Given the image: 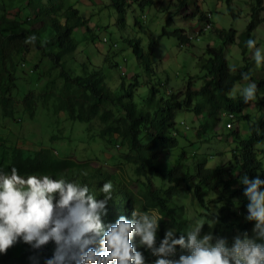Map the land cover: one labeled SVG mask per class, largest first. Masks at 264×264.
Here are the masks:
<instances>
[{"label":"rangeland","instance_id":"374dc122","mask_svg":"<svg viewBox=\"0 0 264 264\" xmlns=\"http://www.w3.org/2000/svg\"><path fill=\"white\" fill-rule=\"evenodd\" d=\"M144 1L150 2L140 5ZM61 2L76 9L79 16L86 20L88 28L86 31V27L78 26L73 30L75 50L65 59L67 69L78 73L82 65L96 66L104 73L107 87L113 92L120 91L124 96L123 92L130 89L136 77L137 86L132 88V101L138 109L147 107L151 98L150 87L156 91L155 100L182 93L190 77L191 88L199 89L203 84L204 71L198 62L206 58V47L222 46L228 66L234 68L245 65L241 53L244 49L248 70L258 78L264 77V65L256 66L253 51L246 45L251 38L256 41L257 48L264 49V0L257 10L258 19L250 36L247 27L253 21L256 0H195L198 12L193 16L191 6L187 10L176 11V0H124V3L120 2L123 9L121 13L113 0H3L0 2L3 6L0 7V16L24 24L27 17L45 13L46 4H52L54 9ZM200 14H210L211 28L206 31H202L205 21L200 20ZM60 21L63 22V19ZM42 27L41 23L34 25L35 29ZM175 31L192 37L191 46H180L176 38L164 33ZM223 31L235 32L233 43L219 37V32ZM152 39L156 42L153 47L150 45ZM135 43H138L148 66L141 60V55L134 53ZM24 47L29 52L26 58L24 55L23 59L13 57L16 88L11 93V108H7L9 112L4 113L0 105V156L8 158L11 149L16 147L25 156L49 151L58 160L100 166L133 193L137 211L152 210L161 217L160 212L151 207L145 198L146 181L135 175V166L127 158L128 143L116 136L101 138L99 133L103 123L98 119L86 124L73 123L66 113H54L56 97L46 94L61 86L58 70L34 51L33 43L25 42ZM51 81L53 85H49ZM251 82L242 80L234 86L243 87ZM27 95L31 97L32 114L24 108ZM237 96L240 95L237 93ZM182 99L183 96H180L179 100ZM247 112L251 122L264 120V97L259 96L251 102ZM199 119L190 111L181 109L176 112L178 146L166 153L163 160L165 165H174L178 160L192 170L197 163L206 161L205 166L213 168L231 161L235 144L231 139L228 140V136L234 129L226 127L227 123H232L233 128L238 124V132L242 137L247 138L249 135V122L241 118L220 119L219 116L215 123L205 126L201 125L203 122ZM141 140L145 144L149 139L144 136ZM257 176L264 180L260 174ZM171 202L173 210L170 215L162 216L157 232V247L160 236L164 237L167 230L174 229L178 238L189 225L194 226L201 220L208 223L216 221L211 228L205 223L201 237L211 232L214 237L225 238L230 246L233 238L239 235L231 236L218 221L212 207L200 208L185 190L179 189ZM114 212L113 207L109 209V214ZM252 229L247 232L250 237L254 236ZM132 243L137 245V239L133 238ZM137 250L143 252L147 264H152L156 259L146 248ZM181 254L187 253L177 248L176 255L170 258L178 259Z\"/></svg>","mask_w":264,"mask_h":264},{"label":"trees","instance_id":"16d2710c","mask_svg":"<svg viewBox=\"0 0 264 264\" xmlns=\"http://www.w3.org/2000/svg\"><path fill=\"white\" fill-rule=\"evenodd\" d=\"M120 2L124 3V0H113L119 13L123 11ZM148 2L150 1H144L140 5ZM176 2V11L187 10L188 6H191L192 16L198 12L195 0ZM256 4L253 21L247 27L249 36L255 28L257 10L261 8L262 0H256ZM0 7H3L1 3ZM46 8L47 11L41 15L27 17L24 24L15 19H7L4 15L0 16V105L3 112H9L7 108H11V93L16 88L13 57L22 58L24 55L26 58L29 52L27 53L24 43L28 37L35 36L36 39L32 42L34 51L58 70V78L62 81L56 91H48L46 94L56 97L53 112L66 113L73 123L86 124L98 119L103 123L99 133L101 138L116 136L125 140L129 148L127 158L135 166V175L146 181L145 198L151 207L160 212L161 217L170 215L173 210L171 200L177 191L182 189L191 194L200 208L212 207L218 221L227 228L231 236L237 233L242 235L253 228L254 222L245 219L249 201L244 195L246 186L241 181L244 176L254 179L260 174L264 177V120L251 122L247 112L251 102L245 104L241 96L231 98L229 95L234 84L243 80L242 74L248 73L249 81L257 84V98L264 97V77L258 78L248 70L245 50L242 49L241 52L245 65L230 70L222 46L206 47V58L198 62L200 69L204 71L203 84L199 89L191 88L190 77L182 93L169 94L166 99L155 100L156 91L150 87L151 98L147 107L138 109L132 101V88L137 86L136 77L130 89L123 92L124 96L120 91L113 92L107 87L104 73L96 66L82 65L78 73L67 69L65 59L75 50L72 32L78 26L86 27V20L79 16L76 9L65 6L63 2L54 9L52 4H46ZM207 15L210 18V14H200V20L210 25L206 21L209 19ZM60 19H63V22ZM37 23L43 24V27L35 29L34 25ZM164 33L176 38L180 46H191L192 38L184 32ZM218 35L230 43L234 42V31H223ZM154 44L156 42L152 39L151 47ZM134 48V53L141 55V60L148 66L138 43H135ZM53 84V81L49 82V85ZM180 96H183L182 101L179 100ZM24 108L32 114L29 95L24 98ZM181 109L199 117L203 126L215 123L223 113L232 114V120L241 118L249 122V135L247 138L242 137L238 132V124L233 128L230 123L229 128L234 130L228 140L231 139L235 147L231 151V161L227 163L209 168L205 166V161L197 163L192 170L178 160L174 165H165L163 160L166 153L178 146L179 131L176 130L175 116ZM144 136L149 139L145 144L141 140ZM12 167H16L24 177L48 175L53 179L87 185L97 199H103L99 189L105 182L110 181L113 186L112 199L108 201L105 213L101 214L106 228L122 215L131 220L130 213L136 209L133 193L100 166L75 163L66 159L58 160L49 151L25 156L20 148L14 147L8 158L0 156V171L10 172ZM261 190H264V187ZM112 207L116 212L109 214ZM160 237L159 243L164 238L162 235ZM96 247L99 248V245ZM55 250L54 242L36 250L21 240L5 254H0V264H46L53 257Z\"/></svg>","mask_w":264,"mask_h":264},{"label":"clouds","instance_id":"9594fccd","mask_svg":"<svg viewBox=\"0 0 264 264\" xmlns=\"http://www.w3.org/2000/svg\"><path fill=\"white\" fill-rule=\"evenodd\" d=\"M35 36L28 37L32 43ZM247 48L253 51L257 67L264 65V49L256 47L249 39ZM230 70H235L230 66ZM244 81L250 80L243 73ZM257 84L234 86L229 95L238 93L245 104L256 101ZM248 199L245 219L254 222V236L247 232L233 238L229 246L225 238L214 237L211 232L201 237L206 220L189 225L176 237V231H166L159 246L156 237L160 221L152 210L132 212V219L120 216L114 224L105 227L101 214L112 199L113 186L107 181L100 188L103 199H97L87 185L53 179L48 175L21 176L16 167L10 172L0 171V254L21 240L33 249H40L49 242L56 250L46 264H147L143 252L146 248L156 259L152 264H264V180L259 176L241 181ZM138 243L133 245L132 239ZM99 245V248L96 245ZM177 248L186 252L178 259Z\"/></svg>","mask_w":264,"mask_h":264},{"label":"bare ground","instance_id":"6f19581e","mask_svg":"<svg viewBox=\"0 0 264 264\" xmlns=\"http://www.w3.org/2000/svg\"><path fill=\"white\" fill-rule=\"evenodd\" d=\"M207 18H209V15H207ZM209 28H210V25H209L208 23H206L202 31H206V30H208ZM188 37H189V36H188ZM189 38H192V37H189ZM189 38H188V39H189ZM192 39H193V38H192ZM230 117H233V115L230 114ZM230 126H231V124H230V123H227V127H230Z\"/></svg>","mask_w":264,"mask_h":264},{"label":"built area","instance_id":"2783aa9c","mask_svg":"<svg viewBox=\"0 0 264 264\" xmlns=\"http://www.w3.org/2000/svg\"><path fill=\"white\" fill-rule=\"evenodd\" d=\"M207 22H209V19H206ZM105 42V40H103ZM221 118H226V119H233L234 117H230L229 113H223L222 115H220V119ZM227 127V124H226Z\"/></svg>","mask_w":264,"mask_h":264}]
</instances>
